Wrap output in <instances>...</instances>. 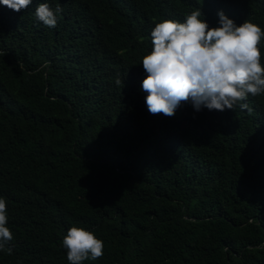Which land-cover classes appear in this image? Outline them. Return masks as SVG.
<instances>
[{
    "label": "trees",
    "instance_id": "trees-1",
    "mask_svg": "<svg viewBox=\"0 0 264 264\" xmlns=\"http://www.w3.org/2000/svg\"><path fill=\"white\" fill-rule=\"evenodd\" d=\"M40 3L62 8L55 27L37 19ZM194 10L209 27L222 10L264 30V0L0 4V198L13 235L0 264H69L73 226L104 242L83 264H264V94L224 111L181 103L171 117L145 103L152 29Z\"/></svg>",
    "mask_w": 264,
    "mask_h": 264
},
{
    "label": "clouds",
    "instance_id": "clouds-1",
    "mask_svg": "<svg viewBox=\"0 0 264 264\" xmlns=\"http://www.w3.org/2000/svg\"><path fill=\"white\" fill-rule=\"evenodd\" d=\"M32 0H0L14 10L26 9ZM62 8L53 11L48 3L35 10L39 21L55 27ZM201 10L187 15L183 23L163 20L151 31L152 50L142 58L141 88L152 115L173 116L181 103L191 102L196 110L224 111L244 101L248 95L264 94V66L258 45L264 39L259 25L245 21L237 24L222 10L217 27L201 20ZM120 83L119 80L116 81ZM241 108L252 109L247 104ZM6 201L0 198V251L12 254L5 244L13 239L7 224ZM69 264H83L104 255V242L87 229L70 227L62 241Z\"/></svg>",
    "mask_w": 264,
    "mask_h": 264
}]
</instances>
